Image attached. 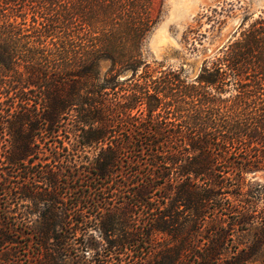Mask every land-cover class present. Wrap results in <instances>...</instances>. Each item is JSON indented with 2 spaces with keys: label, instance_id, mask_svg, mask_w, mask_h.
Here are the masks:
<instances>
[{
  "label": "trees",
  "instance_id": "1",
  "mask_svg": "<svg viewBox=\"0 0 264 264\" xmlns=\"http://www.w3.org/2000/svg\"><path fill=\"white\" fill-rule=\"evenodd\" d=\"M162 7L0 0V264H264V11L191 76Z\"/></svg>",
  "mask_w": 264,
  "mask_h": 264
},
{
  "label": "rangeland",
  "instance_id": "2",
  "mask_svg": "<svg viewBox=\"0 0 264 264\" xmlns=\"http://www.w3.org/2000/svg\"><path fill=\"white\" fill-rule=\"evenodd\" d=\"M161 1L162 16L147 39V55L167 65H184L191 76L235 36L246 16L264 11V0ZM249 178L264 183V171Z\"/></svg>",
  "mask_w": 264,
  "mask_h": 264
}]
</instances>
